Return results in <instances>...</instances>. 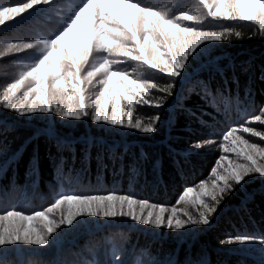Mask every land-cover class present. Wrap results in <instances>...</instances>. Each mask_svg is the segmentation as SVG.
<instances>
[{
  "label": "trees",
  "instance_id": "trees-1",
  "mask_svg": "<svg viewBox=\"0 0 264 264\" xmlns=\"http://www.w3.org/2000/svg\"><path fill=\"white\" fill-rule=\"evenodd\" d=\"M17 2L23 0H0V6ZM81 2L51 0L50 4H41L22 18L0 26V52L5 53L0 56V92L38 55L34 49L7 52V45L48 38L71 18ZM139 2L169 14L177 12L179 4L180 11L201 16L203 30L231 27L241 37L233 34L229 40L214 45L209 54L190 61L191 67L185 70L191 73L190 78L172 80L157 71L143 70L150 83L161 87L173 84L172 96H165L157 88L149 89L145 97L153 104L164 97L163 109L134 106V120L146 122L157 111L162 113L164 123L152 134L97 125L90 118L76 121L41 113L19 116L4 109L0 102V118L10 121L0 136V152L6 153L0 155V212L15 208L32 214L49 206L62 192L90 186L91 191L134 193L137 198L168 207L169 211L176 207L182 219H187L183 211L198 217V207L177 203L178 196L186 185L194 186L210 174L220 155L219 133L227 125L237 126L238 122L250 120L264 106V34L258 25L207 17L199 0ZM108 10L114 11L111 6ZM209 55L219 61L222 74L214 67L208 68ZM113 67L127 70L130 78L138 75L132 72L137 62L126 61ZM201 81L211 89V105L201 98ZM177 96L180 99L176 106L170 107ZM189 110L196 116L190 115ZM249 126L264 130L259 122ZM243 135L264 146L259 138ZM86 138L92 141L90 148ZM60 139L73 141L74 159L68 147L58 148ZM231 139L234 141L235 137ZM209 140L212 142L205 147H192L195 142ZM141 152L146 155L141 157ZM232 158L234 154L228 156ZM252 176L243 189L238 187L219 206L211 227L187 226L176 231L127 218L81 217L74 227L61 226L53 234L55 241L48 246L4 247L0 249V260L3 264H116L117 259L123 264H188L204 257L210 264H264V245L259 243L264 238V181L258 174ZM189 228L197 231L190 234ZM238 233L255 234L257 239L244 244L220 243L229 234L234 237Z\"/></svg>",
  "mask_w": 264,
  "mask_h": 264
},
{
  "label": "snow or ice",
  "instance_id": "snow-or-ice-1",
  "mask_svg": "<svg viewBox=\"0 0 264 264\" xmlns=\"http://www.w3.org/2000/svg\"><path fill=\"white\" fill-rule=\"evenodd\" d=\"M50 3L51 0H23L11 6H0V26L22 18L41 4ZM199 3L207 10V17L213 20L251 23L258 25L264 34V0H199ZM109 6L114 11H109ZM179 8L178 4V11L169 14L142 5L139 0H82L71 18L53 35L34 42L7 45V52L22 53L34 49L38 55L0 92L3 108L19 116L41 113L76 121L90 118L97 125L119 126L144 134L156 132L164 123L162 113L157 111L146 122L139 118L134 120V106L163 109L164 97L155 104L145 97L149 89L157 88L165 96H172L173 84L161 87L150 83L143 70L157 71L172 80L190 78L191 73L185 71L191 67L190 61L209 54L214 45L229 40L233 34L241 37V33L233 32L231 27L220 31L203 30L200 15ZM187 21L195 23H185ZM4 54L0 52V56ZM126 61L137 62V67L132 69L133 73H138L136 78H130L125 69H114V65ZM207 66L222 74L219 61L211 55ZM261 78L264 79V74ZM200 83L204 93L201 98L211 105V89L203 81ZM179 99L177 96L170 107H175ZM180 107H183L182 103ZM258 112L252 114L250 120L238 122L237 126L227 125L219 133L222 135L220 155L210 174L194 186L186 185L178 196L177 203L198 207V217L183 211L187 219H182L176 207L169 211L168 207L137 198L134 193L91 191L90 186H84L82 190L60 193L49 206L32 214L15 208L0 212V249L17 245L48 246L55 241L53 234L61 226L74 227L81 222L78 219L81 217L127 218L157 229L176 231L187 226L211 227L219 206L238 187L243 189L253 179L252 174H258L264 181V163L257 162L264 160V146L250 142L243 135L250 134L264 141V130L249 126L251 122L264 125V106ZM8 123L10 121L0 118V136L5 134L3 129ZM85 142L90 148L92 141L86 138ZM211 142L198 141L192 147L200 149ZM57 146L68 147L75 158L73 141L60 139ZM230 154H234V158L228 159ZM0 155L6 153L0 152ZM145 155L141 152V157ZM188 231L194 234L197 230L189 228ZM256 239L255 234L238 233L234 237L229 234L220 243L244 244ZM259 243L264 245V238ZM0 264H3L2 260ZM116 264H123V261L117 259ZM188 264H210V261L201 257Z\"/></svg>",
  "mask_w": 264,
  "mask_h": 264
}]
</instances>
